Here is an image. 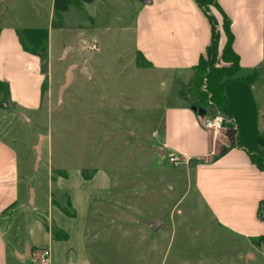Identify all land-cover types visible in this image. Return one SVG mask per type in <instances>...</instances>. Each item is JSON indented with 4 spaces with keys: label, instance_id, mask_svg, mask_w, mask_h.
<instances>
[{
    "label": "rangeland",
    "instance_id": "374dc122",
    "mask_svg": "<svg viewBox=\"0 0 264 264\" xmlns=\"http://www.w3.org/2000/svg\"><path fill=\"white\" fill-rule=\"evenodd\" d=\"M66 2L70 11L51 17V0H0V24L15 33L25 55L31 49L38 54L43 77L35 110L10 101L11 91L34 101L33 87L40 84L27 70L30 56L20 58L12 45L13 89L1 82L0 134L15 148L21 172L33 175L31 185L38 187L47 175L63 171H111L113 196L106 208H92L88 226L94 264H264V238L252 241V260L238 258L244 242L207 224L193 203L183 168L170 165L153 149L152 133L160 134L163 107L180 88L135 54L136 3L97 0L79 7V2ZM207 9L210 15L217 11L213 5ZM219 19L215 30L221 33ZM71 65H76L72 83L58 102ZM185 93L201 115L211 117L194 88ZM40 135L45 139L35 165L33 147ZM168 182L176 183L174 192L166 188ZM74 185L71 176L69 186ZM184 194L179 204L177 198ZM156 218L162 224L155 230L147 222ZM24 236L19 232L17 241Z\"/></svg>",
    "mask_w": 264,
    "mask_h": 264
},
{
    "label": "crops",
    "instance_id": "0c3cea01",
    "mask_svg": "<svg viewBox=\"0 0 264 264\" xmlns=\"http://www.w3.org/2000/svg\"><path fill=\"white\" fill-rule=\"evenodd\" d=\"M66 1L51 0V17L70 11ZM72 1L79 2V7L97 4V0ZM130 1L136 3L132 28L135 54L149 70L170 75V82L180 88L163 107L160 134L152 133L153 149L165 161L167 157L179 161L197 211L215 231L243 241L245 248L238 258L247 260L252 241L264 238V170L251 160V155L262 152L256 138L264 133V0H214L230 23L232 49L239 59L236 77L256 74L252 83L235 80L225 86L228 113L223 131L217 135L202 128L200 114L181 93L211 42L207 15L196 0ZM211 14L217 22L222 18L218 11ZM225 42V34L219 33L217 67L227 66L220 60ZM12 45L20 58L30 56L27 70L40 84L33 87L34 101L13 91L8 93L10 101L35 110L43 80L38 54L25 55L15 33L0 24V82L10 83L11 89ZM63 173L47 175L45 184L32 186L35 177L21 172L15 148L0 134V264H29L34 252L42 249L49 250V264H94L87 246L88 226L92 208H106L113 196L111 171L99 167L90 175L78 170ZM71 176L74 188L69 186ZM176 187L173 182L166 186L173 192ZM185 195L177 198L179 204ZM51 230L67 239H52ZM19 232L25 235L21 241L16 237Z\"/></svg>",
    "mask_w": 264,
    "mask_h": 264
},
{
    "label": "trees",
    "instance_id": "16d2710c",
    "mask_svg": "<svg viewBox=\"0 0 264 264\" xmlns=\"http://www.w3.org/2000/svg\"><path fill=\"white\" fill-rule=\"evenodd\" d=\"M200 9L207 15L212 28L211 42L206 51V59L200 58L198 65L195 67V74L192 81L185 88L182 87L181 93L184 89L183 97L186 96L189 88L196 90V96L200 103L203 104L202 108L211 110L208 114L213 117L216 115L227 116V98L225 95V86L235 80H242L246 83H252L256 79V74L246 76L243 78H237V74L240 71L238 56L232 49L233 37L230 32V23L228 19L222 14L219 6L214 0H196ZM213 5L215 9L221 13L223 18V32L226 36L225 45L221 51L220 60L227 66L217 67L218 59V42L219 32L215 30L216 21L212 15H210L207 7ZM31 54H37L31 51ZM142 58V57H141ZM204 85L205 90L201 91L199 88ZM5 89V86L0 82V91ZM195 110L196 106H193ZM257 145L261 148L262 152L251 155V160L257 165L258 168L264 170V133L259 134L256 138ZM64 175V174H62ZM84 175V174H83ZM67 215H71L66 209H62ZM51 237L54 240H66L67 236L59 231L51 230Z\"/></svg>",
    "mask_w": 264,
    "mask_h": 264
},
{
    "label": "built area",
    "instance_id": "2783aa9c",
    "mask_svg": "<svg viewBox=\"0 0 264 264\" xmlns=\"http://www.w3.org/2000/svg\"><path fill=\"white\" fill-rule=\"evenodd\" d=\"M204 90L205 86L203 85V91ZM199 117L201 126L205 131L213 135H217L223 131L224 117H221L220 115L213 117H205L200 115ZM167 162L174 167L179 165V161L175 160L173 157H167ZM49 259L50 253L47 249L37 250L33 254V262L35 264H49Z\"/></svg>",
    "mask_w": 264,
    "mask_h": 264
},
{
    "label": "water",
    "instance_id": "95a60500",
    "mask_svg": "<svg viewBox=\"0 0 264 264\" xmlns=\"http://www.w3.org/2000/svg\"><path fill=\"white\" fill-rule=\"evenodd\" d=\"M75 69H76V65H71V66H69L67 68V70L65 72V76H64V84L60 87L59 92H58V102H61L63 92L72 83L73 71ZM198 113L201 115V113L199 111H198ZM44 139H45V137L43 135H40L36 145L33 148L34 151H35V154H36L35 165H37L39 163V161L41 160L42 145H43ZM30 194H31V200H32V198H33V190L30 191ZM148 224L149 225H153L155 229H158L159 226L162 224V221H161L160 218H156V219L150 220L148 222ZM28 252H29V250H28ZM246 259L249 260V259H253V258L251 257V255H247Z\"/></svg>",
    "mask_w": 264,
    "mask_h": 264
}]
</instances>
